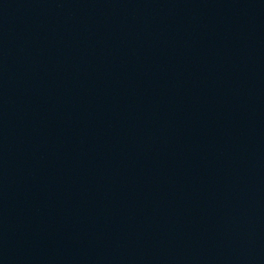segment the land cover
<instances>
[{
	"label": "water",
	"instance_id": "95a60500",
	"mask_svg": "<svg viewBox=\"0 0 264 264\" xmlns=\"http://www.w3.org/2000/svg\"><path fill=\"white\" fill-rule=\"evenodd\" d=\"M0 264H264V0H0Z\"/></svg>",
	"mask_w": 264,
	"mask_h": 264
}]
</instances>
